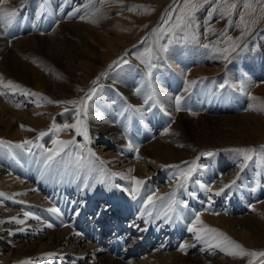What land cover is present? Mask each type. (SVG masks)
Returning a JSON list of instances; mask_svg holds the SVG:
<instances>
[{
  "label": "bare ground",
  "instance_id": "obj_1",
  "mask_svg": "<svg viewBox=\"0 0 264 264\" xmlns=\"http://www.w3.org/2000/svg\"><path fill=\"white\" fill-rule=\"evenodd\" d=\"M102 6L0 0V13L16 10L32 21L12 38L4 35L9 23H0V139L12 142L0 145V264H260L264 257L225 249L234 241L264 251V53H237L221 64L188 37L167 53L156 45L149 81L145 63L131 54L135 48L120 52L116 22ZM122 57L128 63L115 68ZM91 88L87 117H77ZM152 89L155 99L146 104ZM206 89L217 91L220 106L207 108ZM64 105L70 107L60 113ZM78 118L87 139L64 128ZM53 126L60 130L49 131ZM42 131L47 135L37 139ZM57 136L74 143L50 153L59 147ZM24 140L33 144L15 147ZM249 147L256 151L247 162L231 151ZM185 162H195L197 171L181 187ZM133 176L145 181L136 199ZM189 227L218 232L197 239Z\"/></svg>",
  "mask_w": 264,
  "mask_h": 264
},
{
  "label": "rangeland",
  "instance_id": "obj_2",
  "mask_svg": "<svg viewBox=\"0 0 264 264\" xmlns=\"http://www.w3.org/2000/svg\"><path fill=\"white\" fill-rule=\"evenodd\" d=\"M166 2L167 0H98V3L101 6L103 5L102 8L109 12V18L116 22L114 32L119 33L117 40L119 41L120 52H124L129 47L135 48L131 54L143 62L146 58V50L151 49L152 55L155 57L157 54V51H155L156 45H168L170 51L174 45L179 46L187 43L192 36V32H195L196 39H190V41L201 47L209 45L208 48L220 57L221 64H228L231 57L237 53L241 56L250 54L251 57L258 51L264 53V0H192V3L202 5L201 10L198 9L194 13L195 22L192 29H186L185 31L175 29L172 32H169L168 29L176 23V17L182 15L180 8L183 7L185 0H171L167 6ZM246 2L251 4V8L244 7ZM232 4L236 5L235 9L229 7ZM213 7L217 10L209 17L208 14L213 10ZM220 8L225 9V14H221ZM253 8L255 9L254 12L252 11ZM189 10L185 9V14ZM169 12L171 13V20L165 24L164 20L169 19L167 15ZM241 15L244 16L243 21H241ZM26 21L32 25V21L25 17V13L18 14L15 20L5 28L4 35L7 38L17 36L19 33L18 27ZM152 26L159 31H153L152 34L141 41L146 31ZM242 32H246V34L242 36ZM229 37L232 39L230 40ZM169 40L173 42L169 44ZM233 44L236 45L235 51H230L227 54L228 59H224L222 50ZM188 46L179 48L187 49ZM104 51L106 52V50ZM123 60H127V58ZM125 64L127 63L121 61L118 65H115V68L116 66L118 68L122 67ZM155 69L157 68H154L153 71ZM220 86L221 84L218 85V88ZM203 92L205 94L204 100L207 101V108L220 106V102L216 97V90H214L213 95L207 93V89ZM69 107L64 105L59 110L60 113ZM60 139L61 137L57 136L52 141L55 142ZM100 145V143L96 144L99 148ZM105 174L108 175L109 173ZM103 183L108 185L109 180L105 179ZM86 204L88 203L86 202ZM96 245L99 244L96 243Z\"/></svg>",
  "mask_w": 264,
  "mask_h": 264
},
{
  "label": "snow or ice",
  "instance_id": "obj_3",
  "mask_svg": "<svg viewBox=\"0 0 264 264\" xmlns=\"http://www.w3.org/2000/svg\"><path fill=\"white\" fill-rule=\"evenodd\" d=\"M202 5H198V4H194L192 3V0H185V3L183 5V7L180 8V12L182 13V15H178L176 17V23L172 25L171 28L168 29L169 32L174 31L175 29H180L181 31H185L186 29H192L193 24L195 22V11L198 10L199 7H201ZM231 9H235L236 5L232 4L229 6ZM245 8H251V4L250 3H245L244 4ZM185 9H190L189 11H187V13L185 14ZM217 9L215 7H213V10L209 12V17H211L213 15V12H215ZM219 11L221 12V14H225V9L224 8H220ZM252 11L254 12L255 9L253 8ZM169 19L168 20H164V23L167 24L169 23V20H171V13H167ZM17 16V11L16 10H10L6 13H0V23H11L12 21L15 20ZM241 21L244 20V16L241 15ZM81 19H83V17H81ZM198 27V25H197ZM246 30H247V25L245 26ZM154 32L159 31L158 29H153ZM246 32H242V36L245 35ZM187 38V37H186ZM192 39H196L195 36V32H192ZM229 39L231 40L232 38L229 37ZM173 41L169 40V44H171ZM204 47H209V45H204ZM245 47H247V45H245ZM236 45H230L228 48L223 49V53H224V59H228V53L230 51H235ZM160 51L162 53H167L168 52V45H162L160 48ZM146 58L144 59V62L147 66V77L149 79V81H151L152 77H153V69L156 68V64H154L152 61L153 59H155L156 57H154L152 55L151 49L146 50L145 53ZM123 63H128L127 60H123L122 58H120L117 61H113L114 65H118L120 62ZM109 67H112V65H110ZM94 85L96 83V81L92 82ZM192 83H195L194 81ZM9 85L11 86V82H9ZM224 85H221V87H223ZM15 87V86H13ZM239 91H244V83L243 81H241L240 85H239ZM96 89L95 88H91L89 90L88 93H86L85 97L81 99V101L79 102V106L77 108V117L80 116V113L83 112L84 117H87V101L89 99H91L92 94L95 93ZM140 90L137 89V92H139ZM3 94V93H0ZM156 93H155V89H152V92L150 95L147 96V98L145 99V103L147 104L149 102V100H153L155 99ZM169 99H171V97H169ZM181 101H182V97L181 96H176L175 97V104H176V110L179 111L181 108ZM56 103H72V104H77V101H56ZM156 103H159L158 100H156ZM136 111H139V109H136ZM21 127H24V125H21ZM65 129L67 128H75L76 131L80 134H83L85 136V138H88V134H87V127L84 124V121L81 119H77L76 123L73 125H65L64 126ZM59 131L60 129L55 128V126H53V128H50L49 131ZM168 129H165V132H167ZM47 135L46 132H40L37 139H39L40 137H43ZM12 142H7L4 141L2 139H0V145H4V146H9ZM54 143H56L59 147L56 150L53 149H48L47 151L50 153H54V154H59V152H62L64 150L65 147H67L68 144L70 143H74V141H64V140H57ZM33 144V141L31 140H24L23 142H20L18 144L15 145V147L18 148H25L28 145ZM129 147L131 148V144L129 145ZM261 149H264V145H261ZM28 151H31L30 148L27 149ZM231 151L237 153L238 155H242L244 158V161L247 162L248 160L252 159V155H250L251 153H255V149L254 148H237V149H232ZM138 152V149H137ZM201 155H207V156H212L213 153L212 152H206V153H201ZM139 158V157H137ZM49 160L53 159V155H50L48 157ZM197 159H199V157H197ZM185 164H188V162H185ZM178 167V166H175ZM241 167H243V165H241ZM197 171V166L195 164V162H192L191 164H188V166L181 170V181H180V186L183 187L184 185L187 184V182L189 181V179H191L192 174L194 172ZM131 180L134 182V187L131 189L130 191V195L132 196L133 199H136V197L139 195L140 193V188L142 185H144L145 181L142 179H138L136 177H131ZM236 183L235 180H233L230 184L225 185V188H229L232 185H234ZM207 191H211V189H206ZM125 191H128L127 189H125ZM224 191L223 188H221L219 191H217L215 194L216 195H220L222 192ZM4 193H0V197L4 196ZM174 195V193H173ZM153 202V198L151 196L148 197V203H152ZM49 211L52 212H59V209L57 208H52L49 209ZM25 216H30V213H25ZM38 218V217H37ZM11 220H14L20 224L24 223V220H19L17 217H11ZM196 222L197 223H202L200 216L197 214L196 216ZM0 223H2V221H0ZM54 225L49 223L47 224V227L51 228ZM189 232H196L197 234V239H201L202 238V233H207V232H218L217 229H211V228H204V229H196L194 227H189L188 229ZM223 235V234H221ZM232 245V248L229 249H225L229 255L232 256H251V257H264V251H252V250H246L243 248V246H241L238 243H235L234 241H230L229 242ZM180 251H186V245L181 244ZM48 257H51L53 255H55V253H46L45 254ZM23 264V262H22ZM249 264H251V261L249 262ZM260 264H264V260L260 261Z\"/></svg>",
  "mask_w": 264,
  "mask_h": 264
}]
</instances>
